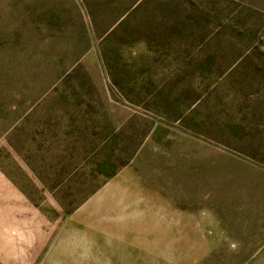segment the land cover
<instances>
[{
	"label": "rangeland",
	"instance_id": "rangeland-1",
	"mask_svg": "<svg viewBox=\"0 0 264 264\" xmlns=\"http://www.w3.org/2000/svg\"><path fill=\"white\" fill-rule=\"evenodd\" d=\"M0 264H264V0H0Z\"/></svg>",
	"mask_w": 264,
	"mask_h": 264
}]
</instances>
